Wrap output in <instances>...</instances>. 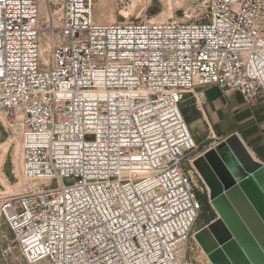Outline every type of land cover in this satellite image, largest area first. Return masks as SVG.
Here are the masks:
<instances>
[{"label": "built area", "instance_id": "1", "mask_svg": "<svg viewBox=\"0 0 264 264\" xmlns=\"http://www.w3.org/2000/svg\"><path fill=\"white\" fill-rule=\"evenodd\" d=\"M96 2L0 0V138L13 182L5 161L1 170L18 181L19 145V174L36 184L6 193L0 183L11 236L0 232V264H78L66 217L95 199L123 200L134 218L140 208V264H192L203 203L191 175L208 189L184 104L201 112L210 87L264 102V0H204L191 24L98 23Z\"/></svg>", "mask_w": 264, "mask_h": 264}, {"label": "water", "instance_id": "2", "mask_svg": "<svg viewBox=\"0 0 264 264\" xmlns=\"http://www.w3.org/2000/svg\"><path fill=\"white\" fill-rule=\"evenodd\" d=\"M214 153L232 182L225 186L203 155L194 161L217 216L194 240L211 264H264V165L236 134L225 138ZM191 178L199 191L197 178Z\"/></svg>", "mask_w": 264, "mask_h": 264}, {"label": "snow or ice", "instance_id": "3", "mask_svg": "<svg viewBox=\"0 0 264 264\" xmlns=\"http://www.w3.org/2000/svg\"><path fill=\"white\" fill-rule=\"evenodd\" d=\"M112 196L117 194L112 193ZM141 203L145 204L143 199ZM131 211L135 218L129 215L125 202L118 199L78 201L66 217L73 234L66 242L76 250L78 264H140L131 240L139 233L133 231L132 224L143 222L144 216L140 214L139 207ZM125 216L126 219L123 218Z\"/></svg>", "mask_w": 264, "mask_h": 264}, {"label": "rangeland", "instance_id": "4", "mask_svg": "<svg viewBox=\"0 0 264 264\" xmlns=\"http://www.w3.org/2000/svg\"><path fill=\"white\" fill-rule=\"evenodd\" d=\"M204 0H143L141 3L129 8L122 9L117 6L114 0H97L94 9L95 21L98 23H106L111 17H114V22H120L125 20H134L147 22L151 17H164L167 20L175 21L179 23H196L201 16ZM171 4L172 18L167 16L169 5ZM120 13V15L118 14ZM123 17V18H122ZM191 102H186L183 107V113L187 122V114L189 119L194 118V114ZM186 112V113H185ZM188 123V122H187ZM190 131L194 136L197 144V150L194 152V156H199L207 150H211L206 158L215 160L217 157L214 153V149L223 142V138L215 136L211 132L206 130L200 131L197 128H191ZM5 134L2 132V138L0 143L4 142ZM11 150L8 155H5V163L3 166L4 174L8 181L13 182V176L10 172ZM201 183L198 184L199 192H197L198 199L203 203V212L199 220L195 225L194 231H198L201 228L208 225L217 216L211 208L208 200V194L206 190L203 193L200 192ZM0 232L6 236L7 241H11V236L8 230L4 227H0ZM189 251V258L192 264H211L207 256L203 253L201 248L196 245V242H191Z\"/></svg>", "mask_w": 264, "mask_h": 264}, {"label": "crops", "instance_id": "5", "mask_svg": "<svg viewBox=\"0 0 264 264\" xmlns=\"http://www.w3.org/2000/svg\"><path fill=\"white\" fill-rule=\"evenodd\" d=\"M204 100L201 112L192 107L194 118L187 114L189 129L206 130L223 139L236 134L251 156L264 165V102L247 105L237 92L217 87L205 89Z\"/></svg>", "mask_w": 264, "mask_h": 264}, {"label": "bare ground", "instance_id": "6", "mask_svg": "<svg viewBox=\"0 0 264 264\" xmlns=\"http://www.w3.org/2000/svg\"><path fill=\"white\" fill-rule=\"evenodd\" d=\"M170 7L168 8V13L167 16L169 18H172V9H171V4L169 5ZM150 22H157V21H166V19L164 17H151V19L149 20ZM108 22H114V17H111ZM9 147V141H4L0 143V183L5 187L6 189V193H14V192H18L23 186L25 185H29L30 187L32 186H36V184L33 181H28L26 178H24L22 175L19 174L18 171V164L16 163V158L18 157L19 154V145L16 146V148L14 149L13 153H12V158H13V162L16 166V175L18 178V181L15 183H7L6 179L2 173L1 167L2 164L5 160V155L7 153ZM211 150H207L203 153V156H207V154L210 152ZM206 158V157H205ZM207 162L209 163V165L211 166V168L213 169V171L215 172V174L219 177V179L223 182V184L225 186H228L231 184L232 180L229 177L226 168L224 167V165L222 164V162L216 158L215 160L210 159V158H206ZM197 246H199L196 243ZM204 253V252H203ZM205 254V253H204Z\"/></svg>", "mask_w": 264, "mask_h": 264}]
</instances>
